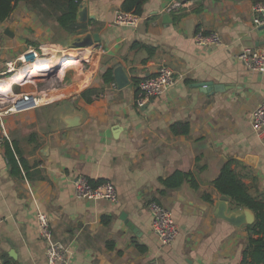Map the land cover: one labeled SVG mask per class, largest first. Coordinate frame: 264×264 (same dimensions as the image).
I'll return each mask as SVG.
<instances>
[{"label":"crops","instance_id":"crops-1","mask_svg":"<svg viewBox=\"0 0 264 264\" xmlns=\"http://www.w3.org/2000/svg\"><path fill=\"white\" fill-rule=\"evenodd\" d=\"M86 1L92 12L88 32L101 38L93 49L98 64L88 72L89 86L88 79L78 89L73 79L25 112L4 114L6 105L0 104L8 138L0 146V264H47L39 211L48 215L54 239L70 246V264L242 263L247 225L238 228L218 218L220 196L213 195V204L203 196L213 192V181L230 160L249 192L264 195V133L252 127V112L264 102V74L236 60L245 49L264 52V29L254 24L255 3L148 0L132 28L115 21L124 0ZM38 26L30 22L29 30ZM26 32L15 29L14 38L1 41L3 61L15 66L22 61L11 58ZM198 33L216 34L221 45L198 46ZM163 64L174 71L175 85L141 105L139 82L155 76ZM118 69L128 78L123 88L115 78ZM108 71L115 87L104 80ZM197 83L219 89L203 91ZM87 89L94 91L92 102L82 96ZM34 91L23 86L15 95ZM176 122L189 123L190 134L173 135ZM7 144L17 167L8 161ZM175 171L193 172L199 189L188 184L166 189L163 182ZM78 176L113 183L118 201L78 199L73 185ZM152 201L173 214L178 236L169 246L153 232ZM244 209L229 203L228 213ZM104 217L110 218L106 224Z\"/></svg>","mask_w":264,"mask_h":264},{"label":"built area","instance_id":"built-area-1","mask_svg":"<svg viewBox=\"0 0 264 264\" xmlns=\"http://www.w3.org/2000/svg\"><path fill=\"white\" fill-rule=\"evenodd\" d=\"M253 10L255 14V26L264 29V1L255 4ZM168 11H170V9H168ZM115 21L120 25L137 28L141 18L140 16L118 11ZM195 39L198 46L221 45V40L216 34L205 36L202 33H198ZM1 49L2 48L0 47V60ZM28 53L32 54V50L24 52L18 57V60H22L23 56ZM236 60L243 64L248 70L264 74V52L245 49L236 56ZM3 66L6 67L7 70L5 72H0V74L4 73L8 75L11 73L9 71L12 69V66L14 67V63L6 62ZM175 83L176 80L174 71L165 64L161 65L155 76L144 78L139 82V90L141 91L139 103L142 105L152 99L164 96L175 85ZM115 86V83H113V87ZM13 95L8 94L10 99L9 103L5 106L6 109L4 114L25 112L47 102L41 94L23 93L15 96ZM1 101L2 100H0V103L2 104ZM1 116L2 115H0V126L3 132V139L0 141V146L5 142V140H8ZM252 127L257 134L264 133V102L252 112ZM73 185L75 195L78 199H88L91 201L107 200L112 203L118 201L116 188L114 184L109 181L103 182L97 187H93L87 178L78 176L75 178ZM148 209L152 217L153 232L157 236L161 245H171L178 236V228L174 221L172 212L155 201H152L148 205ZM36 223L40 238L47 244V264H70L72 254L70 246L54 239L48 215L41 211L37 212ZM239 264L248 263L242 262Z\"/></svg>","mask_w":264,"mask_h":264},{"label":"trees","instance_id":"trees-1","mask_svg":"<svg viewBox=\"0 0 264 264\" xmlns=\"http://www.w3.org/2000/svg\"><path fill=\"white\" fill-rule=\"evenodd\" d=\"M255 4L261 3L264 0H252ZM20 2H27V0H0V24L8 21L13 14L16 6ZM83 0H35V9L50 16L57 24V26L68 35H82L89 31L92 26V21L89 23L78 22V12ZM148 0H124L120 7V11L132 14L135 16H142L144 14V7ZM154 50L150 51V55ZM106 83H114L111 71L104 75ZM138 83V81H137ZM94 94L92 89H87L82 96L87 102H92L90 97ZM99 97V93L94 96V99ZM138 99L141 95L137 96ZM170 130L175 136H187L190 134V124L187 122H176L171 125ZM6 155L8 161L14 167H17L13 150L7 144ZM16 147V145H15ZM14 147V148H15ZM16 153L20 154L19 149L15 148ZM21 158V157H20ZM24 164L23 159H20ZM235 161L230 160L221 169L217 178L213 181V192L204 194V200L210 204L214 203L213 195L226 196L234 209H250L255 215V221L252 225L247 226L248 242L243 252V263L248 264H264V195H252L246 185L242 181V176L239 175L233 165ZM93 187H97L103 182L90 181ZM166 189H179L183 185L188 184L193 189H199V183L196 180L193 172L175 171L166 180H164ZM110 218L104 217L103 222L106 224ZM4 264H10L5 262Z\"/></svg>","mask_w":264,"mask_h":264},{"label":"rangeland","instance_id":"rangeland-1","mask_svg":"<svg viewBox=\"0 0 264 264\" xmlns=\"http://www.w3.org/2000/svg\"><path fill=\"white\" fill-rule=\"evenodd\" d=\"M35 0H27V2H20L16 6L13 14L11 15L10 19L5 23L4 28H0V45L2 40H7L9 39L5 35V29L6 28H14L19 31V33L22 32V29L25 28L27 30V35L26 37H21L23 40V44L21 47L18 49V51L15 53L16 56L12 57L11 59L18 61V57L22 55L24 52L32 50V54L37 53V55H42L44 53H47L48 51L56 48V47H61L64 49H80L77 48L76 45H74L76 38L78 37H84L88 33L92 32H86L82 35H68L64 31H62L56 24V22L48 15H45L44 13L37 11L35 9ZM88 13L91 16L92 12L89 11L88 8ZM91 20H89L87 23H89ZM30 22H38V27L34 28V30H29L30 27ZM92 27V26H91ZM54 46V47H53ZM3 47V46H2ZM95 46L92 48H81V49H89L90 53L84 57H79L76 60L81 64H79L80 70L82 73H88L89 71H92V68L94 65L97 66L98 64V57L95 53V50H93ZM43 50V51H41ZM14 51V50H13ZM19 54V55H18ZM31 55V53H28ZM23 56L22 61L29 55ZM18 62L17 65L14 67L22 66L21 63L23 62ZM1 65H0V72L6 71L7 68L3 66L6 62L10 61H3L2 59L0 60ZM60 63L56 65V68L48 71V74H40V75H35L39 76L36 78H32V82L29 81L28 84H22L21 86L15 87V89L11 90L13 93L12 95L15 96V94L20 91V89L24 86V88L27 87H33L35 89L34 94H41L43 97L50 98L52 95L56 94L59 89H63L66 87H69L72 85L73 79V74L70 75V80H64L62 81V76H61V70L63 68H59ZM63 67V66H62ZM13 68V66H12ZM97 68V67H96ZM59 69V70H58ZM52 72V73H51ZM78 70L74 71V74L77 75ZM96 72V71H94ZM94 72L92 74H94ZM73 73V72H72ZM42 76V77H40ZM45 76V77H43ZM9 77L8 75L3 76L2 78ZM0 78V79H2ZM72 79V80H71ZM92 80V75L89 78V83L87 86H89L90 82ZM44 93V94H42ZM46 93V94H45ZM8 99L9 96H1V99ZM3 102V100L1 101ZM5 106L6 104H2Z\"/></svg>","mask_w":264,"mask_h":264},{"label":"bare ground","instance_id":"bare-ground-1","mask_svg":"<svg viewBox=\"0 0 264 264\" xmlns=\"http://www.w3.org/2000/svg\"><path fill=\"white\" fill-rule=\"evenodd\" d=\"M89 53L90 52L88 50L86 49L84 50L81 48L64 49L61 47H56L40 56L37 54H31V55L28 54L29 56H27L22 61L23 62L21 63L22 66L13 67L9 71L11 72L10 74L11 76L0 79V97L8 96V94H12L13 92L11 90L15 89V87L21 86L22 84H24V82L28 80L30 81L32 79L31 78L32 76L40 75L42 73L48 74V71L55 69L56 65L59 63H60V67L63 68L61 70L62 79L66 80L68 78L67 80H70L69 77L71 74H73V77L75 76L74 78L77 81V88L80 89L83 86H86L90 74L82 73L79 67L80 63L76 59L79 57H84ZM76 70H78L77 75L74 74V71ZM5 75L7 74L4 73L0 74V78H2ZM1 100H9V99L3 98ZM8 103L9 101L4 104H8Z\"/></svg>","mask_w":264,"mask_h":264},{"label":"water","instance_id":"water-1","mask_svg":"<svg viewBox=\"0 0 264 264\" xmlns=\"http://www.w3.org/2000/svg\"><path fill=\"white\" fill-rule=\"evenodd\" d=\"M165 19H169V15L164 16ZM89 20H92V16L88 13V4L86 0H83L79 12H78V22L79 23H87ZM5 35L9 38L15 37V29L14 28H6L5 29ZM101 43V38L98 33L92 34L88 33L84 37H78L75 40L74 45H76L77 48H93L96 45H99ZM116 81L119 86V88H123L127 86L128 84V78L123 72L122 69L116 70ZM11 74V73H10ZM8 74V76H11ZM197 88L202 89L203 91L212 92L215 89L218 90L219 88L216 86H213L211 83H197L194 85ZM229 198L226 196H220L219 198V204L218 208L216 210V216L231 225L235 227H242L244 225H252L255 221V215L250 210L245 208L244 211L241 214H229ZM126 226L134 233H137V228L128 220V218L123 215L121 218Z\"/></svg>","mask_w":264,"mask_h":264}]
</instances>
